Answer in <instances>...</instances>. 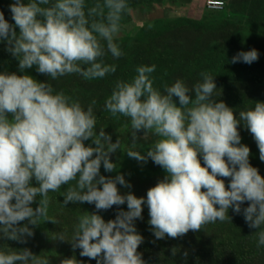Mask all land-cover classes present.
Returning a JSON list of instances; mask_svg holds the SVG:
<instances>
[{
  "label": "clouds",
  "instance_id": "1",
  "mask_svg": "<svg viewBox=\"0 0 264 264\" xmlns=\"http://www.w3.org/2000/svg\"><path fill=\"white\" fill-rule=\"evenodd\" d=\"M128 7L127 0H15L9 5L14 24L0 12V40L18 61L20 73L0 72V236L23 243L33 235L28 224L57 223L48 215L49 192L66 186L64 206L88 203L99 211L127 205L108 221L84 211L70 240L62 232L53 238L70 242L81 257L96 264H145L137 252L143 237L133 223L141 218L143 205L156 239L181 237L230 219L231 208L242 213L249 228L259 230L258 246H264V177L249 163L250 149L240 143L238 131V125L246 127L264 162V102L255 101L234 114L224 101L213 98L217 86L207 71L191 87L177 79L163 91L154 86V64L137 66L130 79H117L104 108L113 118L128 119L131 145L123 151L138 162L150 158L166 173L147 189L146 197H137L117 188L131 187L110 159L121 141L113 142L104 128L97 131L96 101L85 108L77 98L25 71L35 67L51 80L69 74L86 80L114 74L116 65L104 58L123 55L117 40ZM209 7L223 4L209 0ZM257 59L253 48L237 52L231 62L250 65ZM141 132L154 137L144 154L137 147ZM101 165L116 175L100 174ZM221 178H228L227 186ZM0 264L50 261L28 248L6 246L0 249ZM60 264L79 262L65 258Z\"/></svg>",
  "mask_w": 264,
  "mask_h": 264
},
{
  "label": "trees",
  "instance_id": "2",
  "mask_svg": "<svg viewBox=\"0 0 264 264\" xmlns=\"http://www.w3.org/2000/svg\"><path fill=\"white\" fill-rule=\"evenodd\" d=\"M14 2L15 0H0V12H3L5 19L10 24H14V21L9 10V5ZM228 3L229 0H227L225 7L220 11L226 9ZM237 10H240V8L238 7ZM261 15L258 14L256 16L259 19L262 18ZM126 18L127 13L124 14L122 21L126 20ZM261 22L264 24V19ZM231 25L232 23L229 22L218 24L216 21H213L209 27L214 28L217 33L223 31L224 37L225 35L228 36L227 33ZM16 30L18 31V28ZM198 33L202 35V32L198 31ZM156 36V30L145 26L139 29L136 36L118 38L117 43L121 47L123 55L119 59H114L111 54H108L104 59L106 63L115 64L116 66H120L121 69L119 72L106 75L101 79L86 80L79 74H69L56 80H51L45 75L38 73L35 67L26 69L25 71L34 79L39 81L46 80L55 90L64 91L66 94L77 98L85 108L92 100H95L96 104L93 111L97 118V131L103 128L105 124H112V129L123 127L121 117L117 119L111 117L110 113L106 114L104 101L111 93L115 81L117 79H130L135 75V69L139 65L154 64L156 66L155 72L151 76L154 79V86L161 91H163L165 84L171 85L177 79L183 80L186 85L192 86L201 79L199 73L207 71L214 76L213 79L217 85L213 93L214 99L223 101L224 97L228 100L248 102L252 106L255 101L264 102V99L255 98L248 92L259 80L261 74L255 73L258 67L255 64L256 62L263 63V58L250 65L243 62L232 63V57L240 50H243L241 45H239L227 55L223 51V61L221 62L223 76H219L217 73L206 69L197 71L200 66L197 65L195 70L190 61H187L184 65V72L178 74L179 76H175L177 75L174 74V66L177 62L175 55L167 58H161L160 56L155 58L150 57L152 50L158 49V45L154 42L157 39ZM186 44L189 45L187 42ZM164 48L169 49L166 44H164ZM253 48L255 49V44ZM210 65H213V62ZM3 71L20 74L18 61L6 50V42L0 40V72ZM238 131L241 137L240 143L247 145L250 149L249 163L253 167H256L259 174L264 177V162L259 159V153H256L258 147L251 133L242 124L238 125ZM111 136L112 141L115 142L117 139L113 135ZM119 140L121 141V149L110 154V159L118 164L117 171L124 175L125 180L128 181L131 187L126 188L117 184V188L121 194L130 191L137 197H146L147 189L156 183L155 181L151 182V180L158 175L155 173L148 178H140L134 170L135 161L132 162L127 153L123 151L131 145L130 132ZM145 140L140 136L137 141V147H140V151L144 147ZM199 158L201 164H203L202 157ZM124 160H129V165L126 169L123 168ZM103 175L114 177L116 172L114 174L107 175L105 173ZM221 179L225 180V185L227 186L228 178ZM32 183L35 186L34 180ZM64 187L66 186H62L59 192H49L50 204L48 215L54 218L57 223L45 220L36 226L28 224V227L32 228L33 235L26 237V242L23 243L6 240L0 236V249L6 246L10 248H28L33 254L47 256L50 264H52L51 262L53 264H60L62 257L70 258L74 254L75 259H77L81 257L78 248L73 249L71 243L68 241L53 238L62 232L65 239L70 240L73 227L77 223V217L84 211L89 213L97 212L105 221H108L115 218L118 210H127L126 203L120 206L114 205L108 210L99 211L95 209L94 204L88 203L69 202L64 206V198L62 196ZM32 206L35 208L36 204L34 203ZM246 206L247 202L241 205L242 209ZM142 208L141 218L135 219L133 223L136 231L143 237V241L138 246L137 252L141 254V258L145 264H264V246H258L256 234L259 230L249 228L242 213L235 214L229 208L228 216L230 219L224 221L217 220L214 223L206 224L200 231L193 232L190 230L181 237L169 238L165 236L164 239H156L148 223L149 214L147 206L143 205ZM21 223H27V221Z\"/></svg>",
  "mask_w": 264,
  "mask_h": 264
},
{
  "label": "rangeland",
  "instance_id": "3",
  "mask_svg": "<svg viewBox=\"0 0 264 264\" xmlns=\"http://www.w3.org/2000/svg\"><path fill=\"white\" fill-rule=\"evenodd\" d=\"M127 3L129 5L126 11L127 18L122 21L124 27L119 38L136 36L140 28L152 25L150 28L157 31V39L154 42L158 45V49L152 50L150 57L167 58L175 55L177 60L174 66V74H177L175 76L184 72V65L187 61L193 64L195 70L199 65L197 71L206 69L223 76L221 67L223 51L227 55L239 45L243 51H247L253 49L255 44V49L258 52L256 61L263 58V63L256 62L255 65L258 67L255 73L261 75L257 84L252 86L248 92L255 98L264 99V24L261 22L264 19V0H229L228 6L222 11L206 9L205 0H127ZM238 7L240 10H237ZM258 14H262V18L258 19L256 16ZM213 21L218 24L232 23L229 26L228 36L223 37V31L217 33L214 28H210L209 25ZM198 31L202 32V35H199ZM162 44L163 46H161ZM164 44L169 49H165ZM211 62L213 65H210ZM120 69V66H116V72H119ZM223 101L227 106L233 108L236 115L239 111L252 106L248 102L228 100L224 97ZM120 119H122L123 127L112 129V124L103 126L104 131L116 139H121L130 132L128 119L125 117ZM137 135H140L143 140L146 139L144 147L141 146V153L144 154L154 137L151 134L142 136V132ZM85 144H91V141H85ZM138 150L140 151V149ZM256 153H259V150ZM131 160L135 161L134 170L140 178H148L156 173L158 176L151 182H157L166 175L165 171L154 164L150 158L146 163L138 162L134 158ZM128 161L124 160V169L128 167ZM105 173L107 175L114 174V172H106L101 165L100 174ZM70 258H75V254ZM63 259L65 257H62ZM76 260L79 264H96L95 259L88 257H79ZM51 263L53 264V262Z\"/></svg>",
  "mask_w": 264,
  "mask_h": 264
},
{
  "label": "built area",
  "instance_id": "4",
  "mask_svg": "<svg viewBox=\"0 0 264 264\" xmlns=\"http://www.w3.org/2000/svg\"><path fill=\"white\" fill-rule=\"evenodd\" d=\"M213 2H215V0H213ZM222 4H223V7L222 8H219V9H213V8H210L209 7V0H205V3H204V6L208 9H211V10H221L225 7V4L227 2V0H221Z\"/></svg>",
  "mask_w": 264,
  "mask_h": 264
}]
</instances>
